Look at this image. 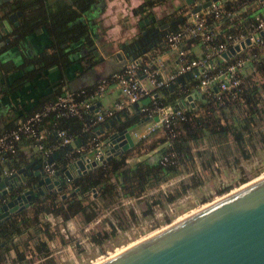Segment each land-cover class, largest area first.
I'll list each match as a JSON object with an SVG mask.
<instances>
[{
    "label": "trees",
    "instance_id": "1",
    "mask_svg": "<svg viewBox=\"0 0 264 264\" xmlns=\"http://www.w3.org/2000/svg\"><path fill=\"white\" fill-rule=\"evenodd\" d=\"M242 1L225 0V6L232 7L236 11L235 14L231 17L221 16L216 20L209 19L210 25L215 23L219 25L216 31L217 39L222 38V33H245L254 22L255 14L261 12V8L252 3L255 0H244L247 1V4L244 5L245 7L240 5ZM93 2L94 0H59L53 3H48L46 0H22L19 2L18 6L20 9L25 10L24 17L19 20L17 25L20 33L43 25L50 35L48 49L36 53L33 61L31 60L33 64L37 65L35 70L66 59V47L74 41L80 40L79 44L89 41L88 22L83 16L91 8ZM152 4V1L138 4L133 8V14L139 15ZM169 20L168 29L164 30L161 37L156 38L152 47L148 49L153 54H158L157 51L160 50L162 52V50L167 48L162 36L168 30H176L183 22V16L180 14L174 15ZM181 46L187 48L183 43ZM254 50H259L261 58L264 59V41L258 46V50L255 48ZM254 65L255 71L262 77L261 81L255 82L251 78V72H249L250 74L245 72L242 88L232 98L226 95L221 99H216L215 96L196 92L194 89L196 81L189 79L193 76L191 72L179 74L174 84L154 89L152 95L155 94L153 97L162 105H177V97L190 90L195 91L194 93L198 97L193 106L187 105L184 108L183 118L174 120L172 125L173 135L170 136L163 133V144L154 152L151 158L145 157L133 163H128L125 161L128 153L127 149L118 155L111 156L106 160L103 159L85 173L73 177L67 186L63 188L66 192L65 197H60L55 191L46 192L42 196L35 198L30 205L1 222L0 264L28 263V259L26 260L24 257L25 248H29V251L31 250L40 259L38 264H57L50 253L46 241L52 236L47 229L50 223L42 217L43 214L59 217L61 221L68 220L75 214H79L83 223L90 222L98 216L102 207L107 208L109 203L114 202L120 195L129 197L142 195L147 187L156 186L176 174L181 163L183 164L187 161L188 164L192 163V145L197 146L206 140L207 144L214 146L215 149L210 148L206 154L201 151L194 152L199 158V165L204 169H208L213 161L222 158L221 152L218 151V148H221L222 145L229 149V145L233 144V148L238 152L232 157L233 161H237L238 156L248 158L250 152L246 147L247 144L251 145L250 141L253 133L256 132L257 135L264 134V128H260L258 131L254 130L252 121L254 118H260L261 115L257 104L262 98L258 90L264 91V64L254 62ZM55 91L51 98L45 97L42 102L19 119L25 118L34 111H39L44 104L53 101L61 93V88L59 87ZM85 97L86 95L79 98ZM138 107H136L132 115L126 113L127 116L121 121L116 122L114 120L115 127L121 128L142 118L143 116ZM116 114H119L118 111ZM122 114L119 115L122 116ZM94 117L95 113L92 108L81 110L79 115H56L55 111H48L39 118L35 127L36 130L43 132L41 142L45 148H50L54 151L67 145H61L59 143L60 137L56 135V130L62 129L72 139L78 138L81 145L80 149L84 150L87 148V142H91L92 138L99 140L102 136L101 133L96 134L93 131L94 125L86 127V124L93 120ZM18 120L7 122L0 131L15 126ZM261 136L263 137V135ZM142 139L144 138H139V140ZM22 141H29L35 147V141L31 137L21 135L16 142L14 150L5 153L4 159L0 164V173H3V171L11 172L23 163L28 162L27 157L17 154L18 143ZM65 153L66 155L77 154L74 147L71 148V151L66 150ZM65 153L52 160L54 170L65 166ZM168 153H171V155H168ZM38 154L31 153L30 159H44L39 150ZM163 156L167 157L165 161L162 159ZM4 162H7L6 166ZM191 178L189 186L199 187L203 183L196 175L191 176ZM244 180L243 177L240 179V181ZM181 186L182 191L187 187L185 184ZM228 188L229 186L226 185L223 189H218L217 192L220 193ZM91 189L95 190L94 195ZM156 195L152 194L150 196L152 199L150 203L148 202L149 206L157 201ZM165 196V199L171 200L175 194L166 192ZM145 200L147 201V199ZM116 217L122 221L119 215ZM116 225L108 220L109 227H115ZM30 238L33 239L31 242H29ZM92 239L97 243L100 242L99 238L92 237ZM18 244H20L21 249L18 248ZM9 249L14 251V255L10 259L8 258Z\"/></svg>",
    "mask_w": 264,
    "mask_h": 264
},
{
    "label": "water",
    "instance_id": "2",
    "mask_svg": "<svg viewBox=\"0 0 264 264\" xmlns=\"http://www.w3.org/2000/svg\"><path fill=\"white\" fill-rule=\"evenodd\" d=\"M184 2L191 4L194 0ZM208 2L209 0H203L195 4L191 11L204 7ZM151 21L152 19L145 17L136 22L141 27L143 22L147 24ZM11 23L13 26L19 23L17 15L12 12L0 18V35L10 31ZM133 32L134 30L130 34ZM140 32L144 34L145 29ZM127 39H124L120 46L126 45ZM155 41L156 39H152L146 46L131 53L129 58L148 51ZM100 43L97 42L99 49L91 47L92 54L98 60L104 63L108 62L112 55L119 57V51L115 50L118 43L109 41ZM247 43L249 39L245 37L238 44L228 47L221 55L226 58ZM133 45L138 47L136 41H133ZM113 64L107 66L112 72L119 70L123 63ZM193 72L197 70L194 68ZM105 76L102 75L100 78ZM194 97L195 93L192 90L180 94L174 108L193 106ZM148 99L149 97H144L141 102L144 103ZM126 116V113L122 116L116 114L93 127L96 134H102L99 141L103 152L97 157L94 156L96 149L90 143L83 150L78 148L79 139L74 138L72 144L52 151L46 160L32 159L9 173L1 172L0 223L46 192L61 191L73 177L85 173L100 160H106L129 149L134 144V132L157 119L156 115H152L139 118L121 128L115 127L114 120L119 122ZM73 147L77 154L66 155V150L71 151ZM64 153L66 160L64 167L55 169L51 174L43 170L42 165L45 161L50 162ZM253 178L204 202L205 205L202 203L183 217L152 230L138 241L95 264H264V176ZM91 192L94 195L95 190L91 189ZM65 196L64 192L61 193V197ZM101 252L102 250L98 249V253Z\"/></svg>",
    "mask_w": 264,
    "mask_h": 264
},
{
    "label": "built area",
    "instance_id": "3",
    "mask_svg": "<svg viewBox=\"0 0 264 264\" xmlns=\"http://www.w3.org/2000/svg\"><path fill=\"white\" fill-rule=\"evenodd\" d=\"M201 1L203 0H194L193 3L185 4L179 9V14L183 16V22L176 30H168L162 36L167 48L175 51L173 69H166L161 54L144 51L133 58L127 59L119 70L99 78L88 89L85 87L77 89L62 87L61 93L53 101L44 104L42 109L19 119L15 126L0 131V164L5 153L14 150L21 135L31 137L35 141L36 149L44 157L43 160H46L52 150L43 146L41 142L43 132L36 130L35 124L39 118L48 111H55L56 115H79L81 110L91 108L93 100L104 91L110 80L118 88L121 99L109 107L95 111L94 119L87 123L86 127L95 126L104 119L114 116L117 111L123 109L126 103L138 102L144 97H149L148 101L141 103L138 109L143 117L156 115L157 119L134 132V136L138 139L145 138L158 128L170 136L173 135L172 125L174 120L184 117L186 106L175 109L170 104L162 105L153 97L152 92L156 88L174 84L181 73L191 72L196 78L194 85L196 92L215 96L216 99H221L226 95L231 98L236 96V93L242 88L245 68L252 75H256L258 73L255 71L253 63L260 62L264 64V59L261 58V53L258 50V46L264 41V0L252 2L261 8V12L255 14L254 22L245 33H222L221 39L216 38L219 25L217 23L210 25L209 19L216 20L221 16L231 17L236 11L232 7L225 6V0H209L204 7L191 11V8ZM245 4H247V1L244 0L240 3L243 6ZM245 37H248L249 43L244 44L243 47L240 46L238 50L226 58L221 55L228 47L238 44ZM189 41H196L199 44V55L189 56V50L181 46L182 43ZM254 48L258 51H255ZM194 68L197 72H193ZM259 76L261 77V75ZM213 86H215V89H213ZM85 95V98H79ZM56 135L60 137L59 143L61 145L72 143L73 139L66 135L64 130H56ZM90 145L96 149L95 157L103 152L102 144L98 139L92 138ZM168 155H171V153H168ZM162 159L165 161L167 157L163 156ZM42 168L48 174L53 173V162L45 161Z\"/></svg>",
    "mask_w": 264,
    "mask_h": 264
},
{
    "label": "crops",
    "instance_id": "4",
    "mask_svg": "<svg viewBox=\"0 0 264 264\" xmlns=\"http://www.w3.org/2000/svg\"><path fill=\"white\" fill-rule=\"evenodd\" d=\"M177 3L178 1L175 0L174 15H178L179 9L183 7L182 6L181 8H179L182 3L179 5H177ZM137 5L138 0H94L91 6L89 16L91 19L88 21L87 28L89 33L88 35L90 36L92 44L97 49H99L97 45V40L118 43L126 38H129L131 35L130 33L133 30L132 27L134 26V23L138 20L139 16L133 14L132 11L133 8H135ZM161 6L162 5L153 4L152 9L155 11L156 17L161 18L167 13V9H164ZM126 28H129V30H127ZM37 33H42V29L37 30ZM34 39L36 41V44L29 46L33 54H36L44 49H48V45L50 42L49 38L48 40L45 37L37 38L34 36ZM39 39L42 41H40V43L37 45ZM78 45L79 44H77L76 46L73 45L70 48V51H67L66 59L61 60L52 65L45 66L39 70H35V68L37 67L36 64H31V68H29L30 70L27 72L28 74H25V70H23L22 67H19L17 71H15L13 76L9 75L12 79L4 80V82L0 84V129L7 122L12 120L13 122H15L19 118L23 117L37 104L42 102L45 97L51 98L54 92H56L55 90L59 89V87H67L71 89H77L82 87L88 88L91 87L102 75L107 76L110 74V72H112L108 70V68L104 66L103 62H100V60H98L94 55V59H91L94 61L93 65L85 63V59H88V57H82L83 55L79 53L80 50L77 47ZM184 45L187 46V49L189 50V55H199L200 47L197 42L189 41L187 43H184ZM155 51L157 50L155 49ZM157 53L163 56L166 69H173V65L175 63V51L166 48L162 50V52L160 50L157 51ZM247 73H249L248 69ZM189 79H194L196 81V78L194 76L190 77ZM197 97L198 96L195 94V97L193 98V105ZM120 99L121 95L119 93L118 88L116 87L115 83L110 80L106 85L104 91L93 100L92 111L94 112L93 109H96V111H100L105 107L113 105L114 102L119 101ZM260 100L263 101L262 98H260ZM140 103L141 101L134 103H126L123 109L118 111V113L122 114V112H125L128 115H132L136 107L139 106ZM263 116L260 115V119H262ZM103 122L104 121L99 123L102 124ZM260 128L262 127H259V129ZM254 130L258 131V128L254 126ZM161 135L162 134L160 133L159 129H156L142 140H139L137 137L134 136V144L133 146H131L132 148L129 147L125 161H127L128 163H133L145 157L151 158L154 152L158 150L163 144V136ZM206 142L207 141L205 140L197 146L192 145L191 152L193 153V156L191 157V160L193 162L189 164L188 161L183 164L181 163L178 166L177 173L169 177L167 180L160 182L156 186L147 187L144 190V193L137 197L120 195L118 198H116L114 202L109 203L107 208L105 207L104 209H107L108 211V209L110 210V208H112L114 205H117L121 208L126 202L130 201L132 198H143V196L147 193L148 190L161 186L164 182L169 180H176L181 178L182 180L178 183L177 186L179 188L180 184H187V186L190 185L192 179L191 176L196 175L204 183L205 181L214 176L212 175V172L215 170L213 164H216V160L211 163L208 169H204L199 165V158L194 152L201 151L203 154H206L210 148L215 149L213 145H209ZM89 143L90 142H87V145ZM219 145L221 146V144ZM136 147L137 152L139 153L135 151ZM78 148H81V145H79ZM222 148L223 145L221 148H218V151L221 152ZM133 150L134 152H136V154L131 153V151ZM31 153L39 155L38 150L34 147L33 144H31L29 141H22L18 143L17 154L24 155L25 157H27V161H29L32 160L30 159ZM6 163L4 162L5 166ZM42 217L48 221L51 218H57V220H60L59 217H53L50 214H43ZM73 218H78L81 221L79 214H75L72 218L68 220L71 221ZM18 248L21 249L20 244H18ZM13 255V249H9L8 258L10 259ZM28 256H30V253H25L24 257L27 258ZM39 260L40 259L37 258V261ZM7 262L9 263V261Z\"/></svg>",
    "mask_w": 264,
    "mask_h": 264
},
{
    "label": "rangeland",
    "instance_id": "5",
    "mask_svg": "<svg viewBox=\"0 0 264 264\" xmlns=\"http://www.w3.org/2000/svg\"><path fill=\"white\" fill-rule=\"evenodd\" d=\"M132 28L136 29L134 26ZM251 78H254L257 83L261 81L258 74H251ZM258 92L263 101L258 102L257 106L263 116L264 91L259 89ZM252 121L253 126H256L258 130L259 127L264 128V116L262 119L254 118ZM159 131L163 136V130L159 129ZM250 142L251 145L247 144L246 147L250 152L249 157L238 156L237 161L232 159L235 154H238L233 144L229 145V149L224 145L220 153L222 158L217 159L216 164H213L215 170L212 175L214 176L201 183L199 188L186 184L187 187L182 191L181 184L179 188L177 187L182 179H173L148 190L143 198H132L121 208L114 205L108 211L101 209L97 218L87 224L82 223L78 218H73L71 221L51 218L47 229L52 237L46 240L51 255L57 264H95L138 241L152 230L183 217L202 203L205 205L204 202L218 197L242 182L253 177L257 178L264 173V134L257 135L254 132ZM135 151L137 152V147ZM136 152L131 151L134 154ZM242 177L244 181H240ZM226 185L229 186L228 189L217 192ZM166 192L174 193L175 196L167 200ZM152 194H157V201L149 206L148 202H151ZM117 215L122 221L117 219ZM108 220L117 225L109 227ZM92 237L99 238L100 242L97 243ZM29 240L31 242L33 239ZM98 249L102 252L98 253ZM25 253H30V256L26 258L29 262L24 264H38L37 256L31 250L29 251V248H25Z\"/></svg>",
    "mask_w": 264,
    "mask_h": 264
},
{
    "label": "flooded vegetation",
    "instance_id": "6",
    "mask_svg": "<svg viewBox=\"0 0 264 264\" xmlns=\"http://www.w3.org/2000/svg\"><path fill=\"white\" fill-rule=\"evenodd\" d=\"M22 0H0V18L4 17L8 13L12 12L17 15V20L19 21L22 17H24L25 10L20 9L19 2ZM59 0H46L48 3H53ZM65 1V0H62ZM70 1V0H66ZM148 1H152L153 4L162 5L164 9H167V13L163 17H156L155 11L152 9L153 4L148 7V9H145L142 11L138 19H152L151 22H148L147 24H144L141 27L138 26L137 22L134 23V27L136 28L133 32V34L127 39L128 43L124 45L123 47L120 46V44L123 42H118V45L116 46L117 51H119V57L112 55L111 58L108 60V62H104V66L107 68V66L112 65L114 62L115 64L124 63L127 59H129V55L131 53H135L137 50H139L140 47L146 46L148 42H150L152 39H156L161 37L164 30L168 29V23L170 17L174 16V1L175 0H138V4L140 3H146ZM177 5L181 4L179 8L184 6L186 3L184 0H177ZM90 10H87L83 16V18L87 19V22L91 19L90 16ZM19 11V13H18ZM164 18V19H163ZM42 29V33H37V30ZM145 29V33L141 34V30ZM153 30V31H152ZM40 34V35H39ZM89 34V33H88ZM35 37H45L50 39V35L46 29L45 26L41 25L38 27H33L32 29L20 33V30H18L17 26H13L12 23L10 24V31H8L5 34L0 35V84L4 82V80L12 79L11 76L17 71L19 67H22L23 70H25V74H28L27 72L31 68V64H33V58L34 55L30 49V45L36 44V41L34 39ZM89 41L86 43H80V40L74 41L72 44L79 48L82 57L86 56L88 59H85V63L87 64H94V61L91 59L93 58L92 54V48L94 45L91 42L90 36ZM5 38H8L7 40H4ZM48 39V40H49ZM5 41V42H2ZM42 40H38L37 45ZM133 41H136L138 44V47H135L133 45ZM98 43L102 42L97 40ZM69 45L66 48L70 51V48L73 45ZM114 50V51H115ZM72 51V50H71ZM74 51V49H73ZM32 60V61H31ZM101 62V61H100ZM114 65V64H113ZM11 75V76H9ZM53 191V190H52ZM51 191V192H52ZM57 192L60 197L61 193L66 192L62 189L61 191H55ZM50 193V192H49ZM46 215V214H45Z\"/></svg>",
    "mask_w": 264,
    "mask_h": 264
},
{
    "label": "bare ground",
    "instance_id": "7",
    "mask_svg": "<svg viewBox=\"0 0 264 264\" xmlns=\"http://www.w3.org/2000/svg\"><path fill=\"white\" fill-rule=\"evenodd\" d=\"M261 176H264V173H262V174H261L260 176H258V177H261ZM258 177H257V178H258ZM253 179H256V178H253ZM120 251H121V250H120ZM118 252H119V251H118ZM116 253H117V252H116Z\"/></svg>",
    "mask_w": 264,
    "mask_h": 264
}]
</instances>
